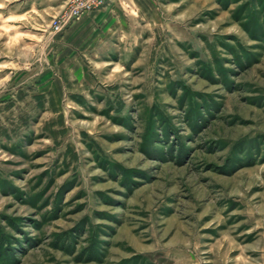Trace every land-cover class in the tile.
Segmentation results:
<instances>
[{
  "label": "rangeland",
  "instance_id": "obj_1",
  "mask_svg": "<svg viewBox=\"0 0 264 264\" xmlns=\"http://www.w3.org/2000/svg\"><path fill=\"white\" fill-rule=\"evenodd\" d=\"M0 264H264V0H0Z\"/></svg>",
  "mask_w": 264,
  "mask_h": 264
}]
</instances>
